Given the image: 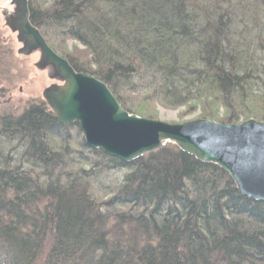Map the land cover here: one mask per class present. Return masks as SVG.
I'll return each instance as SVG.
<instances>
[{"label":"trees","instance_id":"1","mask_svg":"<svg viewBox=\"0 0 264 264\" xmlns=\"http://www.w3.org/2000/svg\"><path fill=\"white\" fill-rule=\"evenodd\" d=\"M29 6L52 49L127 111L142 113L128 102L141 94L201 118L264 121V0ZM109 169L124 172L119 184ZM0 264H264V201L171 143L130 162L106 155L35 101L0 113Z\"/></svg>","mask_w":264,"mask_h":264},{"label":"water","instance_id":"2","mask_svg":"<svg viewBox=\"0 0 264 264\" xmlns=\"http://www.w3.org/2000/svg\"><path fill=\"white\" fill-rule=\"evenodd\" d=\"M1 15L21 44L17 53H37L35 67L54 81L42 90L46 106L61 125L76 123L87 146L130 162L171 143L201 162L220 167L243 196L264 201V122L199 118L167 123L132 114L105 82L77 72L52 49L30 21L29 0H10Z\"/></svg>","mask_w":264,"mask_h":264},{"label":"rangeland","instance_id":"3","mask_svg":"<svg viewBox=\"0 0 264 264\" xmlns=\"http://www.w3.org/2000/svg\"><path fill=\"white\" fill-rule=\"evenodd\" d=\"M9 3L10 0H0V113L19 115L31 103L43 100L42 90L54 81L49 79L46 71L38 70L35 67V63L38 60L37 53H32L28 56L17 53L21 44L17 42L16 35L5 26L1 15V9L9 8ZM72 45H76L75 42L72 40L66 41L67 48L70 49ZM78 46L81 47L79 44ZM254 91L255 94L261 93L262 90L259 84L254 86ZM128 102L130 103L129 106L133 104L143 107L142 113L128 112L148 119L167 123H183L201 118V110L199 108L192 109L186 106L169 108L156 102L145 103L144 100L142 101L141 94H132ZM237 111L240 112L241 110ZM222 113L224 112L220 110L218 113L219 117L222 116ZM249 119L264 122L260 118L251 117L240 119L238 122L226 123H239ZM211 120L221 122L217 119ZM123 173L122 170L109 169L102 172V176L110 182L119 184L122 181Z\"/></svg>","mask_w":264,"mask_h":264}]
</instances>
